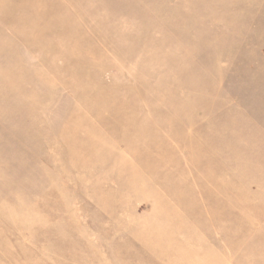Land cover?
Here are the masks:
<instances>
[{
	"label": "rangeland",
	"instance_id": "1",
	"mask_svg": "<svg viewBox=\"0 0 264 264\" xmlns=\"http://www.w3.org/2000/svg\"><path fill=\"white\" fill-rule=\"evenodd\" d=\"M0 264H264V0H0Z\"/></svg>",
	"mask_w": 264,
	"mask_h": 264
}]
</instances>
